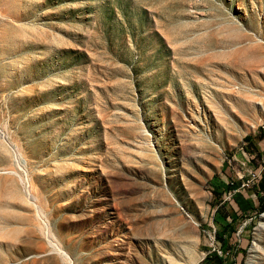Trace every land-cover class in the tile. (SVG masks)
I'll use <instances>...</instances> for the list:
<instances>
[{
    "label": "rangeland",
    "instance_id": "1",
    "mask_svg": "<svg viewBox=\"0 0 264 264\" xmlns=\"http://www.w3.org/2000/svg\"><path fill=\"white\" fill-rule=\"evenodd\" d=\"M263 155L264 0H0V264H264Z\"/></svg>",
    "mask_w": 264,
    "mask_h": 264
},
{
    "label": "trees",
    "instance_id": "2",
    "mask_svg": "<svg viewBox=\"0 0 264 264\" xmlns=\"http://www.w3.org/2000/svg\"><path fill=\"white\" fill-rule=\"evenodd\" d=\"M264 158V155H263ZM259 203L257 206V210L263 211L264 210V196H261L258 198ZM219 206L225 208L227 216L231 219V222H226L225 224L220 222H215L216 224V231H215V237L217 240L221 241L222 245H226L228 242V237L232 235L234 232V227H232V221H235L238 217V210L234 207L231 203H225V201L219 200ZM225 233H227V236H225ZM216 258H221L220 256H214ZM209 257L204 258L203 261H201L199 264L205 263Z\"/></svg>",
    "mask_w": 264,
    "mask_h": 264
},
{
    "label": "crops",
    "instance_id": "3",
    "mask_svg": "<svg viewBox=\"0 0 264 264\" xmlns=\"http://www.w3.org/2000/svg\"><path fill=\"white\" fill-rule=\"evenodd\" d=\"M260 170V174H259V178H258V183H257V191L260 195H264V161H263V164L261 166H259L258 168ZM258 203H259V200H258V197L256 198ZM255 203V202H254Z\"/></svg>",
    "mask_w": 264,
    "mask_h": 264
},
{
    "label": "built area",
    "instance_id": "4",
    "mask_svg": "<svg viewBox=\"0 0 264 264\" xmlns=\"http://www.w3.org/2000/svg\"><path fill=\"white\" fill-rule=\"evenodd\" d=\"M259 174H260V170H259V169L257 170V173H256V174H255V172H250V175H251L250 179H251V180L254 179L255 177L259 176ZM248 185H249V180H247V181H243V182L241 183V186H242V187H246V186H248Z\"/></svg>",
    "mask_w": 264,
    "mask_h": 264
},
{
    "label": "bare ground",
    "instance_id": "5",
    "mask_svg": "<svg viewBox=\"0 0 264 264\" xmlns=\"http://www.w3.org/2000/svg\"><path fill=\"white\" fill-rule=\"evenodd\" d=\"M169 259H171V260H170V263L173 264V262H172V260H173L172 257H169Z\"/></svg>",
    "mask_w": 264,
    "mask_h": 264
}]
</instances>
